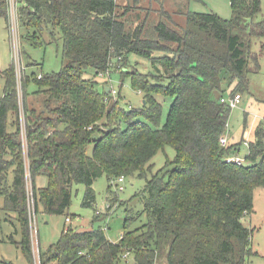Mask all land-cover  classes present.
I'll list each match as a JSON object with an SVG mask.
<instances>
[{
  "label": "trees",
  "instance_id": "1",
  "mask_svg": "<svg viewBox=\"0 0 264 264\" xmlns=\"http://www.w3.org/2000/svg\"><path fill=\"white\" fill-rule=\"evenodd\" d=\"M16 3L18 24L26 30L22 39L42 47L46 31L49 43L57 36L62 41L59 72L41 78L25 74L21 80L24 134L12 63L3 71L0 197L3 210L17 215L21 240L11 242L20 246L29 264L35 263L27 174L34 212L40 207L42 213L65 214L70 220L66 212L73 184L85 186L82 206L93 207L92 185L101 176L146 181L135 195L142 210L125 208L117 242L108 239L106 228L69 227L55 245L39 253V264H121L126 252V261L133 264L160 259L164 264H248L258 255L243 219L253 213L254 191L264 188V130H254L243 163L229 161L239 146L220 145L230 112L220 99L233 84L229 97L247 91L248 65L258 69L257 57L246 51L240 32L243 20L259 11L260 1L229 0L230 19L190 12L184 27L163 10L153 28L139 23L132 30L125 29L129 9L118 12L115 0ZM0 19L9 22L7 0H0ZM250 34H264V29L252 26ZM130 55L147 61L151 71H129ZM112 72L142 96L138 107H122L120 90L114 97L107 93ZM30 86L35 88L32 95L41 96L39 111L27 103ZM163 98L172 102L162 123ZM165 146L174 149V159L152 174L149 162ZM39 176L46 178L44 188L36 186ZM114 203L126 204L110 192L108 210ZM142 216L145 223L132 229Z\"/></svg>",
  "mask_w": 264,
  "mask_h": 264
},
{
  "label": "rangeland",
  "instance_id": "2",
  "mask_svg": "<svg viewBox=\"0 0 264 264\" xmlns=\"http://www.w3.org/2000/svg\"><path fill=\"white\" fill-rule=\"evenodd\" d=\"M8 1L9 22L6 24L0 19V97L3 94L5 78L3 71L12 63L16 84L18 88V97L20 102V123L21 131L24 134V114L22 110V91L21 80L24 75L34 73L45 76L54 72H59L62 68V41L58 38L55 42H50L49 34L45 31L41 38L45 42L42 47L34 46L22 39L26 30L18 24V5L16 0ZM260 1L259 11L252 19H244L240 32L242 41L245 43V49L251 55L257 57L258 69L248 65L246 75L248 90L237 92L240 94V100L236 107H231L227 121L225 136L227 144L238 145L237 155L232 156L239 159H245L248 154V143L254 141V130L260 127L264 130V34H250L252 26L261 25L264 29V0ZM118 12L127 7L129 12L125 16V29L132 30L137 24L143 23L145 29L153 28L162 20L161 11H166L172 18L174 24L184 27L186 24V14L190 12L213 13L223 19H230L231 8L229 0H115ZM129 71H140L147 73L151 71L149 63L141 58L130 55L128 57ZM111 83L115 90H120L123 96L122 107H138L142 102V96L132 90L128 80L121 81L119 74L112 72L110 74ZM98 80H100L98 78ZM103 82V81H102ZM106 85V83H104ZM234 87H226L223 97H229V91ZM35 90L30 86L28 92L30 96L27 99L29 108L39 111L41 109V96L32 95ZM162 102L163 123L166 119L170 104V98L160 99ZM11 120V118H10ZM22 145L25 148V137H22ZM91 151V148L88 149ZM174 149L165 146L159 150L151 159V173L155 174L165 168L167 163L174 159ZM26 160V159H25ZM244 161V160H243ZM25 166L28 167L27 161ZM151 174H148V177ZM145 179L136 176L124 177L120 184L122 191L115 187L117 181L107 180L105 176L97 178L92 185L95 194V203L93 207H83L85 186L82 184H73L71 188V202L67 209V215L72 216L70 222H65L64 215H48L41 212H34V202L31 197V185L29 175H26V205L30 217L31 227V245L34 263H38L39 253H45L50 246H53L59 240L62 231L71 228L76 231H89L97 228H106L105 234L112 242H117L122 234L123 221L125 219V208L133 211H141L143 207L140 197L136 194L142 192L145 186ZM37 188L46 186V178L39 176L36 180ZM115 194L119 202L126 203L124 206L117 207L114 203L111 208H107L109 193ZM4 198L0 197V264H29L27 257L23 254L20 246L12 244V240L18 243L21 240L20 226L17 221V215L3 210ZM96 212L100 213L95 219ZM145 216L136 222L132 229L145 223ZM243 224L252 230V249L258 255L251 256L248 264H264V188H257L253 195V213L245 216ZM50 264H56L52 262ZM121 264H133L131 262H122ZM156 264H164L160 259Z\"/></svg>",
  "mask_w": 264,
  "mask_h": 264
},
{
  "label": "built area",
  "instance_id": "3",
  "mask_svg": "<svg viewBox=\"0 0 264 264\" xmlns=\"http://www.w3.org/2000/svg\"><path fill=\"white\" fill-rule=\"evenodd\" d=\"M99 77H102V75H99ZM38 78H41V75H39ZM107 89H108V92L107 93H109V95L111 97H114L116 95V91H115V89L112 88V86L109 87V88H107ZM239 100H240V96L238 94H236V95H234L232 97H227V98L223 97V98L220 99V102L227 104L231 108V107H236V104H237V102ZM226 143H227L226 137H222L220 139V145L221 146H225ZM263 143H264V137H263ZM243 160L244 159L237 158V156L236 157H231L229 159V161H233L236 164L243 163L244 162ZM123 180H124L123 177H120V178L116 179L117 184H115V187L118 186L117 187L118 190H122L123 189V187L120 185L123 182ZM65 222H67V223L70 222V219L69 218H66L65 219ZM129 256H130L129 252H126V253H124L122 255L121 259L124 260V261H126V260H128Z\"/></svg>",
  "mask_w": 264,
  "mask_h": 264
},
{
  "label": "crops",
  "instance_id": "4",
  "mask_svg": "<svg viewBox=\"0 0 264 264\" xmlns=\"http://www.w3.org/2000/svg\"><path fill=\"white\" fill-rule=\"evenodd\" d=\"M16 3V2H15ZM17 4V3H16ZM32 240V239H31ZM253 244V243H252ZM253 247V246H252Z\"/></svg>",
  "mask_w": 264,
  "mask_h": 264
},
{
  "label": "water",
  "instance_id": "5",
  "mask_svg": "<svg viewBox=\"0 0 264 264\" xmlns=\"http://www.w3.org/2000/svg\"><path fill=\"white\" fill-rule=\"evenodd\" d=\"M106 91L108 92V89Z\"/></svg>",
  "mask_w": 264,
  "mask_h": 264
}]
</instances>
